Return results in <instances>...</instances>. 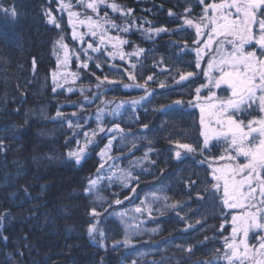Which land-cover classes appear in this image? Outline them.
Segmentation results:
<instances>
[{
  "label": "trees",
  "instance_id": "1",
  "mask_svg": "<svg viewBox=\"0 0 264 264\" xmlns=\"http://www.w3.org/2000/svg\"><path fill=\"white\" fill-rule=\"evenodd\" d=\"M13 3L19 13L15 20L0 13V264H226L218 257L231 211L205 193L208 182L214 183L206 160L215 149L201 154L199 114L188 107L204 78L191 51L195 33L181 17L198 15V0H106L99 8L103 17L107 13L117 25H130L126 33L111 29L126 35L123 50L130 61L89 50L88 68L80 70L76 60L86 61V44L72 38L57 1L3 0L5 6ZM111 3L132 14L113 11ZM47 8L59 28L48 22ZM158 28L167 31L156 33ZM61 37L72 54L71 68L79 70L80 86L93 96L87 111L85 104L81 110L76 104L81 93L53 83ZM139 49L144 52L133 55ZM187 72L196 75L178 83ZM107 101L124 105L97 120L99 107H111ZM85 132L94 143L76 164L67 154L77 141L84 144ZM109 140L110 165L85 193ZM185 143L197 151L177 158L178 145ZM125 173H131L127 181L118 178ZM190 179L196 183L190 185ZM90 224L103 231V239L99 232L95 239L89 236Z\"/></svg>",
  "mask_w": 264,
  "mask_h": 264
},
{
  "label": "snow or ice",
  "instance_id": "2",
  "mask_svg": "<svg viewBox=\"0 0 264 264\" xmlns=\"http://www.w3.org/2000/svg\"><path fill=\"white\" fill-rule=\"evenodd\" d=\"M77 3L96 15V19L92 15H85L84 19H79L81 13L68 11V23L73 28V39H79L82 44L84 43V34L78 35L75 30L74 17L80 24L87 26L89 35L99 37V44L94 41L88 42L86 48H82L86 61L82 62L80 66L87 69V60L92 59L88 55L89 50L101 53L100 45L113 40L118 42L112 43L113 49H116L118 44L128 43L119 36L108 35L109 28L128 32L130 25L126 27L117 25L114 20L108 18L107 13L103 18H100L99 8L100 5L106 3V0H77ZM198 3L203 6L202 13L195 20L188 18L187 15L181 19L188 28L195 29V36L192 40L195 47L191 49L195 53V68L200 69L201 61L205 55L210 54L207 70L203 72V75L208 78V83L196 87L195 100L188 103L190 106L200 109V124L203 129L201 136L204 138L201 154L209 148L210 141L215 139L226 145L224 154L216 159L228 161L221 167L212 169V180L215 183L209 181L210 187L205 189V193L221 200L222 205L226 208L247 209L242 217L232 216V236L225 238V251L222 256L226 264H264V234H261L264 233V0H209V2L198 0ZM59 5L58 11L72 7L71 4H65L64 0H59ZM107 6L113 11L120 12L121 15H131L133 11L128 9L125 12L115 3ZM191 11L190 7L185 8L186 14H190ZM0 13L13 20L19 15L14 3L5 6L3 0H0ZM173 14L169 10V15ZM44 15L48 18L49 23L54 24L57 28L60 27L56 17L52 15L51 8L45 9ZM155 31L159 33L167 31V29L158 28ZM57 43L61 48L67 50L68 46L63 42V37ZM141 52H144V49H139L133 55H139ZM108 54L114 57L117 53L109 52ZM120 58L123 59V55ZM77 59H80L79 55H77ZM66 62L67 51L65 52ZM32 64L33 70H35V58H33ZM96 67L100 68L101 65L97 63ZM132 67L135 68V64ZM212 71H216L218 75L211 76ZM195 75L194 72L181 73L178 83ZM52 76L55 84L56 73L54 72ZM129 79L134 80L135 77L129 74ZM152 79V76L147 77V80ZM104 80H108V78L104 77ZM108 83H115V81L109 80ZM222 85L225 86L224 90L230 93L226 99H220L213 91V88L220 89ZM124 86L129 87L127 84ZM164 86L163 83L160 84L161 88ZM137 87H143V85H137ZM204 88L208 89L209 94L201 97L200 93ZM53 91H56L55 87ZM68 91H72V89L69 88ZM181 103L180 100L175 101L177 105ZM253 111H257L258 115L246 120L241 118L245 113L250 116ZM206 112L209 116L208 124L205 123ZM61 115L62 113L58 111L57 116ZM97 120H100L99 115ZM213 122L219 131L209 127ZM80 126L79 123L75 125L77 128ZM69 127H73L71 122H69ZM116 128L118 129L119 126L116 125ZM99 131L103 132L104 128L100 127ZM91 135L95 137L96 131L94 130ZM84 138L83 145L77 141L76 149L69 150L67 154L69 158L75 160L76 164L81 163L87 154L89 145L94 143L87 132L84 133ZM2 144L3 142L0 141V147ZM110 146L111 140L101 149L99 155L105 156ZM178 147L188 153L197 151V148L186 143L179 144ZM175 155L179 158L181 153L177 151ZM240 157H243V162L239 161ZM100 167L103 168V163ZM130 176L131 173H125L118 178L127 181ZM98 179L99 177L97 180H89V186L85 189V193L92 191ZM189 183L194 185L196 182L190 179ZM221 192L222 195H218ZM115 203L120 204L121 201L116 200ZM176 206L172 205L171 207L175 208ZM136 211L140 212L141 209L137 208ZM92 215H98L95 209H93ZM0 220H3V217H0ZM238 220L239 224L236 223ZM252 230H259L255 232L256 245H250L248 242L249 232ZM96 232H99L101 239L104 238L103 231H99L95 225L90 224L88 227L89 236L95 239L94 233ZM238 234H242V239L237 240ZM3 239L6 240L7 237H3ZM207 239L205 237V240ZM117 246L118 243L113 245L114 248ZM186 251L191 252L192 246H188ZM201 264H210V262L204 261Z\"/></svg>",
  "mask_w": 264,
  "mask_h": 264
},
{
  "label": "rangeland",
  "instance_id": "3",
  "mask_svg": "<svg viewBox=\"0 0 264 264\" xmlns=\"http://www.w3.org/2000/svg\"><path fill=\"white\" fill-rule=\"evenodd\" d=\"M57 1V6H58V9H59V0H56ZM206 2H209L208 0H206ZM64 3L65 4H71L72 7L71 9H66L64 11H59V12H63L66 16V19H67V22H68V11L71 10V11H75V12H79L81 13V16L79 19H84L85 15H92L94 19H96V15L94 13L91 12V10H86L84 7H82L81 5H79L77 3V0H64ZM104 5V4H103ZM103 5H100V6H103ZM202 7L200 5V9L199 10V13L198 15H195V14H192V16H189V18L195 20L201 13H202ZM99 14H100V18H103V14L100 12V9H99ZM73 22L75 23L76 25V32L77 34H84V42H85V48L87 46V43L88 42H95L96 44H99V37H92L91 35L88 34V28L86 25H82L79 23V21L74 17L73 18ZM69 27H70V32H71V36H72V32H73V28L72 26L68 23ZM121 27H126V25L124 23H121L120 24ZM107 27V26H106ZM111 29L113 28H109L108 30V35L110 36H113V37H116V36H119L121 39L123 40H126V35L123 34V33H118L115 32L116 30H113L111 31ZM194 33H195V29L191 28ZM115 32V33H113ZM126 33V32H124ZM73 38V36H72ZM78 43L81 44L80 40L79 39H75ZM112 43H118L117 41L113 40L111 42H106L105 44L103 45H100L101 49L104 50L107 54L109 52H116L117 54L113 57V56H110L109 54V58H117L119 60H122L124 62H129L130 61V55L127 54L126 52H124L123 50V46L126 44H118V47L116 49H113L112 48ZM67 51V62L65 63V52ZM121 55H123V59H121ZM194 56H195V53H194ZM71 57H72V54L70 53V51L68 50H65L64 48H60V52H59V55H58V58H57V64H56V68L55 70L53 71V73L55 72L56 73V84L57 85H60L61 87L67 89V92H70L68 91L69 88L72 89V91H78L79 93H81L82 95L79 97V100L78 102L76 101V104H79L78 106V109H82V105L85 104L84 106V110L87 111L92 105V98L93 96H89L86 94L85 91H87L89 89V87H81L80 84H79V80L78 79V72L80 69H82V67L80 66L81 64L79 63L78 60H76V66L78 67L79 66V70L76 68H71V64H70V60H71ZM210 58V54L209 55H205L204 59L201 61V68L198 69L200 75H202V77L204 78V82L203 84H207L208 83V78L205 77L203 75V72L207 70V61L208 59ZM52 73V74H53ZM211 76H216L218 75V73L216 71H212L210 73ZM53 78V76H52ZM97 84H95L91 90L89 91H95V87H96ZM81 89H83V91H81ZM225 86H221L220 89H215L213 88V91L216 92L217 96L220 98V99H226L230 93L225 91ZM94 95H96V92H93ZM209 94L208 92V89L207 88H204L202 89L200 95L201 97H204V96H207ZM195 98L192 100L194 101ZM138 103V100H133V103ZM108 103H111L110 101H107ZM120 101L118 102H113L111 103V107H104L101 106L99 107V109H97L95 111V117H97L98 115L100 116V120L105 116V114H108L109 112H115V111H118L122 108V106L124 105L123 102L119 103ZM213 102H218V101H213ZM188 107L189 108H192V109H196L198 114H199V123H200V109L199 107H192L188 104ZM84 115H87L88 116V113L86 112H83ZM258 115V112L257 111H253L252 114L249 116L247 113L244 114V116H242L241 118L242 119H251L253 116H256ZM213 121H214V117L212 118ZM208 120H209V116H208V113L206 112L205 113V123L208 124ZM210 128H213V129H216L217 131H219L218 127L215 125V123L213 122L212 124L209 125ZM202 127H201V124H200V132L202 131ZM202 139L203 136H202ZM210 147H214L215 149V152L213 155H215L214 157H207V160H206V163L207 165L209 166L210 168V171H211V175H212V169L213 168H217V167H221L222 165L228 163L227 160H219V159H216L218 158L219 156H221L222 154H224V150H225V147L226 145L223 143V142H218L217 140L213 139L210 141V145H209V148L207 150H210ZM181 154H184V153H188L186 152V150L182 149L181 148ZM109 152V151H108ZM107 152V153H108ZM107 153L105 154V156H103V168L100 167L99 169V172L96 176H94V178L92 180H97V177H99L98 179V182L99 183L100 181H102V176H103V173L106 171L107 167L110 165V162L107 161L108 159V155ZM239 161L240 162H243V157H240L239 158ZM96 183V184H97ZM215 183V181H214ZM222 194V192H221ZM227 210H230L231 211V214H230V217H229V224H230V232H229V235L226 237V238H231L232 236V228H233V222H232V216L235 215L237 217H242L244 216V214L246 213L247 209L246 208H241V207H237V208H232V209H229L227 208ZM237 224L240 223V221L238 220L236 222ZM126 224V223H125ZM127 225V224H126ZM98 227V226H97ZM131 231V230H130ZM259 230H252L249 232V237H248V242L250 245H256L257 244V240L255 239V232H257ZM129 232V231H127ZM261 234H264V233H261ZM242 239V234H238L237 235V240H240ZM224 250L222 251L220 257H218L219 259L223 260L222 259V256H223V253L225 251V246L223 248ZM226 263V261H224Z\"/></svg>",
  "mask_w": 264,
  "mask_h": 264
},
{
  "label": "flooded vegetation",
  "instance_id": "4",
  "mask_svg": "<svg viewBox=\"0 0 264 264\" xmlns=\"http://www.w3.org/2000/svg\"><path fill=\"white\" fill-rule=\"evenodd\" d=\"M209 1V0H208Z\"/></svg>",
  "mask_w": 264,
  "mask_h": 264
}]
</instances>
